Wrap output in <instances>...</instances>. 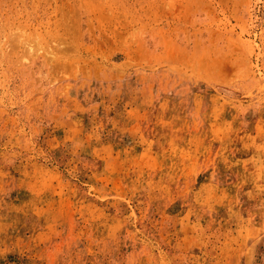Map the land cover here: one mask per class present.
<instances>
[{
    "label": "rangeland",
    "instance_id": "obj_1",
    "mask_svg": "<svg viewBox=\"0 0 264 264\" xmlns=\"http://www.w3.org/2000/svg\"><path fill=\"white\" fill-rule=\"evenodd\" d=\"M0 264H264V0H0Z\"/></svg>",
    "mask_w": 264,
    "mask_h": 264
},
{
    "label": "bare ground",
    "instance_id": "obj_2",
    "mask_svg": "<svg viewBox=\"0 0 264 264\" xmlns=\"http://www.w3.org/2000/svg\"><path fill=\"white\" fill-rule=\"evenodd\" d=\"M63 7V6H62Z\"/></svg>",
    "mask_w": 264,
    "mask_h": 264
}]
</instances>
